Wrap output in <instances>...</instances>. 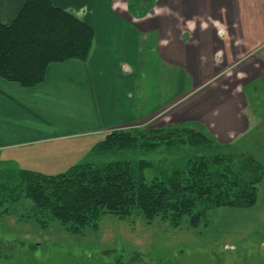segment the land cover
<instances>
[{
  "label": "crops",
  "instance_id": "0c3cea01",
  "mask_svg": "<svg viewBox=\"0 0 264 264\" xmlns=\"http://www.w3.org/2000/svg\"><path fill=\"white\" fill-rule=\"evenodd\" d=\"M130 1L52 0L95 30L94 46L85 62L49 66L36 87L0 78V152L37 149L56 175L112 131L160 117L240 149L256 144L264 122L249 98L264 92V0H156L142 18ZM25 2L0 0V23Z\"/></svg>",
  "mask_w": 264,
  "mask_h": 264
},
{
  "label": "trees",
  "instance_id": "16d2710c",
  "mask_svg": "<svg viewBox=\"0 0 264 264\" xmlns=\"http://www.w3.org/2000/svg\"><path fill=\"white\" fill-rule=\"evenodd\" d=\"M155 1L131 0L129 11L146 17ZM94 41L95 30L73 12L56 7L52 0H26L10 25L0 23V78L24 88L36 87L45 81L52 64L87 61ZM165 132L170 136L186 134L191 145L216 153L188 160L185 171H174L167 180L151 183H147L145 172L153 164L143 160L84 162L56 175L23 170L4 174L0 169V215L9 216L11 206L28 200L32 204L28 219L43 227L57 221L66 232L77 235L87 228L98 229L106 214L121 220L141 214L147 224L159 219L175 228L188 218L189 226L199 229L206 226L207 213L213 209L254 207L264 164L229 146L220 150L234 151L231 155L217 152L219 146L213 151L203 126L196 130L171 126L143 133L136 129L112 131L92 154L133 148L140 140L147 148H155ZM17 180L18 187L14 184Z\"/></svg>",
  "mask_w": 264,
  "mask_h": 264
},
{
  "label": "rangeland",
  "instance_id": "374dc122",
  "mask_svg": "<svg viewBox=\"0 0 264 264\" xmlns=\"http://www.w3.org/2000/svg\"><path fill=\"white\" fill-rule=\"evenodd\" d=\"M260 93L264 95L263 90L259 91L257 100L249 98L260 118L257 126L264 122V96ZM161 118L141 128L126 130L136 129L143 133L170 126ZM157 124L160 127L155 128ZM177 126L197 128L191 124ZM259 131L261 133L254 136L250 134L257 142H249L251 146L246 150L236 147L239 142H220L207 129L204 134L211 139L213 151L219 146L217 152L231 155L234 151L220 150L221 146H229L253 155L264 164V134ZM169 133L161 135L163 140L155 148H147L145 141L140 140L133 148L107 155L92 154L80 162L149 161L153 167L145 172V178L151 183L167 180L174 171H185L188 160L207 158L216 153L207 151L208 148L202 145H191L186 134L170 136ZM24 149L0 152V169L4 174L23 170L53 175L51 173L61 171L55 160L45 163L37 149ZM14 184L18 187L20 181ZM31 209V202L22 200L10 207L9 216L0 215V264H264V177L258 186L254 207L213 209L207 213L206 226L199 229H192L188 218L182 226L175 228L159 219L147 224L141 214L125 220L106 214L98 229L87 228L74 235L66 232L57 221L43 227L28 219Z\"/></svg>",
  "mask_w": 264,
  "mask_h": 264
}]
</instances>
